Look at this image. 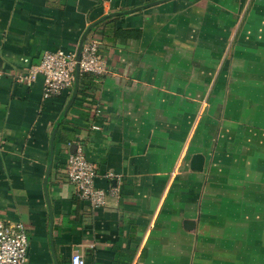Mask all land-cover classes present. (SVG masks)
I'll use <instances>...</instances> for the list:
<instances>
[{
	"label": "crops",
	"instance_id": "0c3cea01",
	"mask_svg": "<svg viewBox=\"0 0 264 264\" xmlns=\"http://www.w3.org/2000/svg\"><path fill=\"white\" fill-rule=\"evenodd\" d=\"M95 23L105 75L48 100L16 82ZM0 68V218L26 264H264V0H0ZM79 150L104 207L69 180Z\"/></svg>",
	"mask_w": 264,
	"mask_h": 264
},
{
	"label": "built area",
	"instance_id": "2783aa9c",
	"mask_svg": "<svg viewBox=\"0 0 264 264\" xmlns=\"http://www.w3.org/2000/svg\"><path fill=\"white\" fill-rule=\"evenodd\" d=\"M78 66L80 74L107 73V64L100 55L99 45L95 40L85 42L79 62L76 52L46 51L38 64L16 71L13 77L19 85L30 87L42 76L43 96L48 100L74 88ZM2 73L0 68V74ZM67 172L80 200L87 201L94 208L106 205L109 193L96 187L97 170L82 150L69 157ZM116 191L117 189H114V192ZM28 250L27 227L21 222L6 223L0 218V264H26ZM71 264H85V260L81 254L76 253L72 256Z\"/></svg>",
	"mask_w": 264,
	"mask_h": 264
},
{
	"label": "water",
	"instance_id": "95a60500",
	"mask_svg": "<svg viewBox=\"0 0 264 264\" xmlns=\"http://www.w3.org/2000/svg\"><path fill=\"white\" fill-rule=\"evenodd\" d=\"M138 10V9H137ZM100 22V21H99ZM98 22V23H99ZM98 23H95L93 25H91L87 31L85 32V34L83 35L82 39H81V42L79 44V48H78V51H77V61L79 62L80 59H81V55H82V51H83V46L85 44V41L87 39V36L89 34V32L91 31V29ZM79 81H80V70H79V66L77 67V78H76V82H75V88H74V95H76L77 91H78V87H79ZM74 99V97H73ZM73 102V101H72ZM197 159V158H196Z\"/></svg>",
	"mask_w": 264,
	"mask_h": 264
},
{
	"label": "trees",
	"instance_id": "16d2710c",
	"mask_svg": "<svg viewBox=\"0 0 264 264\" xmlns=\"http://www.w3.org/2000/svg\"><path fill=\"white\" fill-rule=\"evenodd\" d=\"M87 75V74H86ZM85 74H80V78H81V80L83 79V77H85L86 76Z\"/></svg>",
	"mask_w": 264,
	"mask_h": 264
}]
</instances>
